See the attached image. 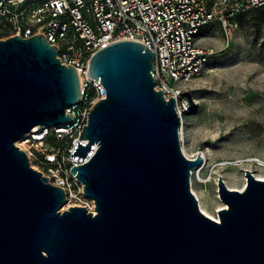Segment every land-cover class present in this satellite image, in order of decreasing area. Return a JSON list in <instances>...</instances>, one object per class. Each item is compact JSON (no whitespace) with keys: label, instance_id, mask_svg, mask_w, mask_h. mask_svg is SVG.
<instances>
[{"label":"water","instance_id":"obj_1","mask_svg":"<svg viewBox=\"0 0 264 264\" xmlns=\"http://www.w3.org/2000/svg\"><path fill=\"white\" fill-rule=\"evenodd\" d=\"M43 34L0 39V264H264V180L244 190L218 178L220 221L192 190L203 156L185 155L175 99L155 89L154 52L121 40L95 53L90 77L107 98L92 108L71 173L96 204L66 205L65 189L32 168L15 142L34 126L74 118L77 69ZM192 102L190 92H185Z\"/></svg>","mask_w":264,"mask_h":264},{"label":"built area","instance_id":"obj_2","mask_svg":"<svg viewBox=\"0 0 264 264\" xmlns=\"http://www.w3.org/2000/svg\"><path fill=\"white\" fill-rule=\"evenodd\" d=\"M229 5L228 12L234 15L264 9V0H0V39L44 34L59 50L61 63L78 72L82 99L66 109L73 120L43 129L34 126L22 139L24 146L15 142L26 152L32 168L65 189L64 209L82 206L96 214L95 201L71 173L86 161L71 154L77 140L87 143L79 137L90 110L107 98L102 79L90 77L92 56L121 40L149 47L155 54V89L162 90L166 100L174 97L181 119L192 105L185 92H190L191 84L205 73L217 52L205 44L204 29L220 18V6L225 10ZM224 25L230 28L231 23Z\"/></svg>","mask_w":264,"mask_h":264},{"label":"rangeland","instance_id":"obj_3","mask_svg":"<svg viewBox=\"0 0 264 264\" xmlns=\"http://www.w3.org/2000/svg\"><path fill=\"white\" fill-rule=\"evenodd\" d=\"M230 7L220 6V18L204 29L205 44L217 52L205 73L191 84V111L180 119L179 131L188 155L206 154L191 186L214 214L224 204L219 176L226 185L239 186L246 169L261 171L256 161L238 162L264 159V9L233 15ZM224 22L231 23L230 28Z\"/></svg>","mask_w":264,"mask_h":264},{"label":"bare ground","instance_id":"obj_4","mask_svg":"<svg viewBox=\"0 0 264 264\" xmlns=\"http://www.w3.org/2000/svg\"><path fill=\"white\" fill-rule=\"evenodd\" d=\"M17 144H19L20 146H24L22 139L18 140L17 141ZM182 149H183L184 154L185 155H188L186 153V151H185V149H184L183 146H182ZM198 153L203 156L204 162L206 163V154H205V152L202 151V152H198ZM194 155H196V154H194ZM188 156H190V155H188ZM190 157H193V156H190ZM255 161L257 163V167L260 169L261 172H256L254 169H253V172H254L255 176L258 179L264 180V159L258 158V157H249L247 159L240 160L238 162V164L249 163V162L250 163H253ZM205 163L202 164V166L200 168H203V166L205 165ZM246 186H247V178H246V176L244 177V180L242 181L241 185L234 186V187H232L231 185H228V187L231 188V189H234L235 188V189H239L241 191L244 190ZM193 190H194L195 195L197 196V199H198V201L200 203V208H201L202 212L205 213L206 215L210 216L211 218L215 219L216 221H220V216L218 215V213L217 212H216V214L212 213L211 210H210V208L208 207L206 201H204L203 196L199 195L197 193V191L194 189V187H193ZM225 206H226V204L224 203L223 205H221L219 207V209L222 208V207H225Z\"/></svg>","mask_w":264,"mask_h":264},{"label":"trees","instance_id":"obj_5","mask_svg":"<svg viewBox=\"0 0 264 264\" xmlns=\"http://www.w3.org/2000/svg\"><path fill=\"white\" fill-rule=\"evenodd\" d=\"M214 57V56H213Z\"/></svg>","mask_w":264,"mask_h":264}]
</instances>
